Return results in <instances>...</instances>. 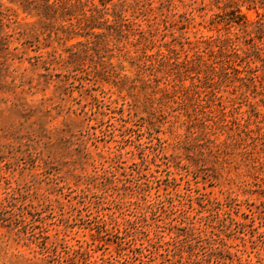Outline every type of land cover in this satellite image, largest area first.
Instances as JSON below:
<instances>
[{"label": "rangeland", "instance_id": "374dc122", "mask_svg": "<svg viewBox=\"0 0 264 264\" xmlns=\"http://www.w3.org/2000/svg\"><path fill=\"white\" fill-rule=\"evenodd\" d=\"M124 1L119 32L89 50L71 48L93 38L66 40L67 17L0 1V264H264V66L215 77L196 112L143 68L246 37L219 16L250 24L263 7Z\"/></svg>", "mask_w": 264, "mask_h": 264}, {"label": "trees", "instance_id": "16d2710c", "mask_svg": "<svg viewBox=\"0 0 264 264\" xmlns=\"http://www.w3.org/2000/svg\"><path fill=\"white\" fill-rule=\"evenodd\" d=\"M1 1V0H0ZM9 4L17 6L22 13L37 16L45 20H56L66 18L68 25L65 27L63 34L65 39H70L73 36H88L93 40H87L86 43H76L75 46H81L87 50L91 45H99L108 37V32H119V25L122 22V14L124 11V0L120 1L119 5H113L112 20H108V8L106 4L111 0H98L100 6L95 5L92 0H6ZM244 2L259 5L264 9V0H243ZM0 4V26L3 24L9 28L10 19L6 13L8 9L2 11ZM239 12L230 11L227 14L219 16L221 21L225 22L228 27L233 25L242 26L246 37L226 36L225 38L214 39L210 43H204L206 48L202 51H196L192 55L184 54L183 57L171 47H167L166 54L156 53L147 56L145 59L150 62L149 65H143L145 70L155 72L151 75L156 87L162 82L165 87L159 92L163 97L168 98L176 105L184 106L186 100H191L193 103V111L202 109L205 103L204 96L206 90L212 86V81L215 77H224L231 72L240 73L236 66L245 64L249 66L255 64L254 72L259 70V66H264V15L253 23L248 24L243 15L236 14ZM72 20H75L74 23ZM5 22V23H3ZM250 27V31L246 29ZM94 28L105 29L104 33L91 32ZM255 36H251V35ZM10 37L6 35L5 39ZM248 37V38H247ZM260 40L259 45H256L254 38ZM248 46L246 50H242L240 45ZM90 45V46H89ZM68 60L74 61L78 59L79 53L68 49ZM258 62L260 65H256ZM156 65V67H154ZM168 65L170 72L166 77H158L160 68ZM257 77L253 76L248 80L253 81ZM243 79V78H241ZM188 81V85L184 82ZM155 87V88H156Z\"/></svg>", "mask_w": 264, "mask_h": 264}]
</instances>
